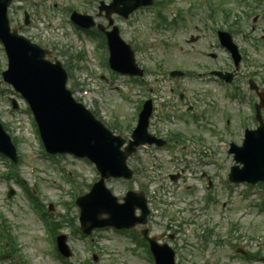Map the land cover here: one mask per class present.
Instances as JSON below:
<instances>
[{"label": "rangeland", "instance_id": "1", "mask_svg": "<svg viewBox=\"0 0 264 264\" xmlns=\"http://www.w3.org/2000/svg\"><path fill=\"white\" fill-rule=\"evenodd\" d=\"M37 1L39 0L15 1L10 10L11 26L13 28L22 26L24 29L22 33L27 37L32 35L43 45L56 48L57 55L65 64L72 63L69 87L75 97L102 114L107 121L120 122L128 131H124V134L130 136L131 129L135 126L136 109L132 101H122L118 92L111 88L120 86L131 90V85L119 76L113 81L105 80L110 77V72L100 58L98 41L90 39L84 31L75 33L70 27L68 12L64 13V9L72 5L81 11L87 9L89 13H96L101 0H96L92 4H86L85 0H42L49 5V9H42L44 3L40 5ZM165 1L167 6L160 7V10L170 16V19L176 11L183 14L184 21L177 28L166 26L158 29L153 11L150 9L138 11L130 24L116 18V24L121 27L125 40L138 48L137 61L146 71L145 82L138 86L145 94L141 98L155 95L159 113L165 112V115L169 113L171 116L172 122H168L163 119V114L161 115L162 120L159 124L161 133L164 130L167 131L165 135L181 131L185 136V141L176 145L169 153L153 154L149 150H144L141 162H137V158L130 161L132 167L145 170L144 177L137 184H149L154 190L161 188L158 204L170 211L169 218H163L164 213L161 209L157 211L155 219L157 224L152 226V233L160 235L166 231V225L172 223L177 225L176 231L181 232L179 236L173 242L167 239L163 241L173 246L177 258L185 264H264L257 259L245 260L237 254V249H243L252 253L260 251V255L264 257V212L257 207H251V201L261 202V199H264V185L252 188L242 184L230 188L227 185V176L234 165L233 157L228 154L229 143L232 141L231 138H234L233 142L238 145L243 142L241 115L247 116L249 128L257 126L252 111L254 96L248 87V80L252 78L264 89V45L260 46V52L257 54L250 48L244 33L251 30V26L254 25L253 18L262 15L261 9L256 8L252 14L256 16L253 18H242L239 26L237 41L249 51L238 73L237 82L232 87L234 89L238 86L245 92V103L241 105L239 100L237 102L236 99H228L224 94V87L222 88L208 74L211 70H233L230 59L213 46L215 40L210 31L213 24L210 6L212 8V5H216L218 12L225 8L239 13V8L244 5L240 0H206L205 6L202 4L199 6L200 0ZM56 2L57 10L53 5ZM24 10L31 15L28 28L23 22ZM262 16L264 18V15ZM263 18L256 22L257 30L252 33L255 37L261 34V28L264 27ZM97 21L107 23L104 18H97ZM219 21L221 27L232 26L231 23L226 24L229 20L225 21L223 14H220ZM205 23L208 26H205ZM191 35L200 36L193 44L194 49L186 41ZM204 52H215L219 57L217 60L209 59ZM77 55H84V58L80 62L72 61L70 56ZM251 58H255L252 60L256 62L252 63ZM0 67L2 70L7 68V55L1 42ZM176 69L185 71L186 76L182 79H169L168 72ZM150 88L155 89L154 94L148 93ZM136 91L133 92L134 98L139 96ZM182 94L183 100L180 99ZM14 96L11 88L3 83L0 87V118L13 139L17 140L21 159V163L14 171L29 188L38 186L39 191L36 195L39 199L47 205L50 203L55 205L53 213H57V220L65 219L79 225L77 220L79 210L73 207L69 212L67 203L72 197V204L75 205L76 199L85 194L84 189L91 187L98 180L94 166L72 156H65L60 161L67 170L62 172L51 166L48 160L42 159L32 115L23 99H19L21 107L13 110L10 98ZM190 109L193 113L189 111ZM228 118L231 121L232 133H229V127L226 126ZM155 125L156 121L153 127ZM184 145L188 146V149H183ZM200 148L203 151L204 149L211 151L209 159L212 165L208 166L206 171L213 179L214 188L210 194L216 198V202L209 206L205 195V182L199 180L204 168L201 166L202 163H199V158H195L194 155ZM215 161L217 164L213 165ZM0 167V212L8 217L14 228V236L26 263L59 264L51 256L46 234L34 211L28 206L19 185L14 179L6 178L5 173H11L13 170L10 167L5 168L1 162ZM183 170L189 180L173 183L169 178L170 174ZM64 173L71 174L72 183L65 179ZM75 182L83 190L76 188L71 196L76 186ZM107 186L118 197L125 190V183L122 182L111 181ZM9 187L15 191L11 199L7 197ZM192 220L197 221L202 228L198 229V224H194ZM182 223H186L183 228ZM234 224L237 225L236 228L227 232V228ZM69 226L64 223L60 233L68 235L73 250L71 264H85L92 260L93 254L98 258L93 264H148L143 257H137L129 252L132 244L113 231L95 233L90 247V240L73 236ZM209 230H212L214 235L205 247V240L200 237H205ZM216 240L221 244H216ZM55 252L57 253L56 249ZM17 260L16 256L0 259V264H15Z\"/></svg>", "mask_w": 264, "mask_h": 264}, {"label": "water", "instance_id": "2", "mask_svg": "<svg viewBox=\"0 0 264 264\" xmlns=\"http://www.w3.org/2000/svg\"><path fill=\"white\" fill-rule=\"evenodd\" d=\"M9 1L6 0L5 5ZM113 48L114 66L123 65L120 61H124L126 65L131 63V59L118 60V55L121 54L118 40L113 43ZM12 62V70L6 75L12 73L17 76L18 88L33 102L44 141L49 149L54 153L71 152L79 156H89L97 162L104 176H127L125 168L127 155L119 152L120 140L112 138L100 124L84 111L81 105L72 100L71 93L65 87L66 74L60 65H52L39 58L14 57ZM262 135L261 132L258 137ZM260 147L264 148V144L253 141L249 142L244 150L243 154L249 156V159L245 161L247 170H245L243 178L253 181L264 180V162L262 163L259 157L254 159L258 152H262ZM0 149L7 152L13 151L10 141L2 132L1 127ZM254 163L260 166L252 172ZM96 187L103 196L105 194L103 181ZM100 194L97 193V197Z\"/></svg>", "mask_w": 264, "mask_h": 264}]
</instances>
